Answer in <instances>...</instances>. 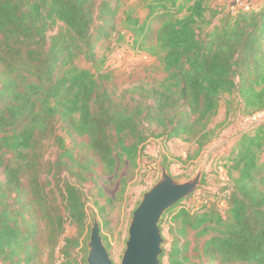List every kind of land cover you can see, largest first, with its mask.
Returning <instances> with one entry per match:
<instances>
[{
  "label": "trees",
  "instance_id": "trees-1",
  "mask_svg": "<svg viewBox=\"0 0 264 264\" xmlns=\"http://www.w3.org/2000/svg\"><path fill=\"white\" fill-rule=\"evenodd\" d=\"M143 1L142 18L127 0H0V264H55L57 252L86 264L92 172L136 166L151 137L203 149L224 94H239L250 115L264 109V9L228 12L205 31L204 0ZM114 32L159 56L166 77L112 88L100 50ZM228 163L224 212L203 193L197 209L180 201L164 213L161 230L179 206L160 264H264V122L242 133ZM68 222L78 235L63 237Z\"/></svg>",
  "mask_w": 264,
  "mask_h": 264
},
{
  "label": "rangeland",
  "instance_id": "rangeland-1",
  "mask_svg": "<svg viewBox=\"0 0 264 264\" xmlns=\"http://www.w3.org/2000/svg\"><path fill=\"white\" fill-rule=\"evenodd\" d=\"M127 2L136 15L145 17L147 11L143 0H127ZM248 2L253 3L256 10L264 9V0H248ZM204 3L207 7L206 19L210 21V24L203 23L202 25L204 30L208 31L228 17V9L233 0H204ZM117 27L122 34H127L120 24ZM56 30L57 27L53 32ZM118 37V34L114 32L112 37L102 44L100 50L109 57L107 70L111 72L109 84L112 88L122 90L138 83L151 85L166 77L167 73L159 56L147 50L134 48L129 42V35H126L125 40L120 41ZM77 62L82 67H91L90 63L82 59ZM251 113L250 108L245 105L239 94H224L220 101L218 114L211 123L214 131L213 139L203 149L199 150L195 142L186 141L181 137L168 141L160 137H151L142 148L136 166H132L127 160H120L114 175L103 176L100 167L92 172L89 175L90 179L82 185L86 192L88 206V229L85 235L89 230V237L86 239L84 238L86 236H83L81 240L85 242L87 255L90 230L97 219L112 260L116 264L121 262L133 211L141 201L143 194L161 177L162 165L166 166L175 178L182 181L196 176L203 168L204 184L202 183L200 188L194 192L195 194L183 199L179 205L197 209L200 205V196L207 193L212 196L213 201L220 200L218 208L224 212L228 200L224 186L227 184L222 180L220 170L221 168L227 170L228 157L235 150L242 133L258 122L251 119L249 116ZM46 147V159L55 160L57 147L52 139L48 140ZM108 198L112 199V204L108 202ZM97 202L105 206L107 225L102 214L99 213ZM177 207L179 206H176L172 213ZM172 213H167L162 220V234L165 239L163 246L166 249L170 248L172 240L169 232ZM76 235H78L77 227L68 222L63 237ZM85 254L81 247L73 250V256L79 261L84 259ZM163 261L164 264L168 263L166 256Z\"/></svg>",
  "mask_w": 264,
  "mask_h": 264
},
{
  "label": "water",
  "instance_id": "water-1",
  "mask_svg": "<svg viewBox=\"0 0 264 264\" xmlns=\"http://www.w3.org/2000/svg\"><path fill=\"white\" fill-rule=\"evenodd\" d=\"M202 176L203 168L196 176L182 181L175 178L166 166H161V177L143 194L133 211L126 248L119 264H160L164 251L160 220L168 209L200 188ZM87 245V264H116L104 243L97 219L91 227Z\"/></svg>",
  "mask_w": 264,
  "mask_h": 264
},
{
  "label": "built area",
  "instance_id": "built-area-1",
  "mask_svg": "<svg viewBox=\"0 0 264 264\" xmlns=\"http://www.w3.org/2000/svg\"><path fill=\"white\" fill-rule=\"evenodd\" d=\"M250 10H256V9L253 6V3H249L248 0H233V3L230 4L228 12L235 16L241 12H246ZM249 116H251V119H255L258 121L254 125L264 122V109ZM220 171H221V178L226 183L229 180L228 172L225 168H221ZM63 260H64L63 255L57 252L55 264H62Z\"/></svg>",
  "mask_w": 264,
  "mask_h": 264
}]
</instances>
